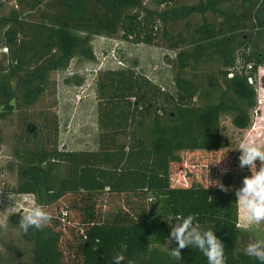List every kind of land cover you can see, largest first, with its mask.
I'll return each instance as SVG.
<instances>
[{"label":"trees","instance_id":"obj_1","mask_svg":"<svg viewBox=\"0 0 264 264\" xmlns=\"http://www.w3.org/2000/svg\"><path fill=\"white\" fill-rule=\"evenodd\" d=\"M149 1L151 6L145 0H15L16 8L0 15V117L37 104L52 71L76 54L91 55L94 35L162 41L176 49L187 45L175 53L182 74H175L173 90L133 68L97 73L95 150L59 148L58 123L53 121L50 137L46 115L33 142L19 137L10 191L33 195L52 217L42 230H29L34 264H113L121 244L127 245L122 264H208L192 247L182 249L180 259L171 255L177 243L169 239V220L189 214L222 241L226 264H260L235 249L240 227L229 173L220 180L228 191L194 182L174 185L169 165L182 150L219 149L225 114L236 128L249 124L248 108L256 101L249 79L264 63V0ZM192 11L201 23L188 31ZM180 19L182 30L169 31L170 22ZM209 54L221 62L217 79L209 82L218 98L197 103L200 83L186 76L185 67L192 69Z\"/></svg>","mask_w":264,"mask_h":264},{"label":"rangeland","instance_id":"obj_2","mask_svg":"<svg viewBox=\"0 0 264 264\" xmlns=\"http://www.w3.org/2000/svg\"><path fill=\"white\" fill-rule=\"evenodd\" d=\"M195 1L185 0L189 4ZM145 4L151 6L149 0H145ZM12 8H16L15 0H0V15L7 14ZM205 16L211 17L209 12H205ZM187 19L189 20L188 31L201 23V16L197 12H190ZM182 26L183 20L180 19L174 24L170 22L168 30L176 32L182 30ZM241 31H238L239 34ZM88 45L90 56L76 54L65 68L49 74L48 85L37 104L0 117V264H34L33 241L29 238V233L27 235L22 233L19 226V221L24 215L23 209L35 203L34 196L10 191L16 183L13 147L19 143V137L26 136L33 142L34 134H42L40 123L43 121L40 116L46 115L51 121L45 133L50 137H54L55 133L53 121L56 119L58 123L59 148L95 150L98 135L96 123L98 99L95 91L97 73L104 69L133 68L141 77L143 75L149 78L162 89L173 90L175 74L177 72L182 74L180 70L178 71L175 53L179 49L187 48V45L177 49L169 48L162 41L152 44L133 43L119 36L103 35L92 36ZM235 53L237 54L236 64L240 66L239 52ZM220 66V60L216 59L214 54H209L192 69L189 66L185 67L186 76L196 78L200 83L197 103H203L206 100L215 101L218 98L219 91L209 82L217 79L218 74L215 71ZM256 71L252 78L256 101L254 106L248 108L249 124L243 128H236L232 125L229 115L222 116L219 149L180 151L179 161L171 162L169 165L171 184L187 186L194 182L207 186L208 179L221 183V177L229 173L236 190L242 187L243 178L250 176L251 172L247 166L243 169L239 167L238 157L241 152L236 148L242 141L250 138L264 141V83L262 80L264 63L258 66ZM28 124L30 126L26 129ZM224 155L225 158L218 165L209 164L217 162ZM256 164L258 170L259 161ZM224 169L228 171L224 172ZM63 205L60 203L59 207ZM57 211L59 213L60 209ZM49 212H55L54 208L49 207ZM77 216L73 213L69 215V220L74 223ZM237 223L240 234L235 241L236 251L244 252L245 244L251 239H264V223L246 225L240 218L239 204ZM160 248H166V246L161 245Z\"/></svg>","mask_w":264,"mask_h":264},{"label":"clouds","instance_id":"obj_3","mask_svg":"<svg viewBox=\"0 0 264 264\" xmlns=\"http://www.w3.org/2000/svg\"><path fill=\"white\" fill-rule=\"evenodd\" d=\"M236 149L241 152L238 157L239 167L243 169L247 166L251 172L250 176L243 178L242 187L235 191L236 201L240 208V218L248 226L252 224L259 225L264 223V141L250 138L242 141ZM225 155L217 162L209 164L218 165L225 158ZM257 161H259L258 170ZM223 171L227 172L228 169ZM208 182V187L213 185L223 191L229 190L224 188L217 180L208 179ZM23 211L24 215L19 221V226L25 235L29 233L30 229L42 230L51 222V214L46 212L39 204L33 203L31 207L24 208ZM173 218L176 220L174 225L171 223ZM194 219L195 216L189 214L186 217L176 215L169 220L171 228L169 239L177 243L171 255L180 259L181 250L192 247L203 253L208 264H226L225 247L222 241L214 234L212 228H201L198 224H194ZM120 247L122 251L114 254L113 264H122L125 259L123 251L126 250L127 245L121 244ZM243 251L246 255L258 260L260 264H264V239L249 240ZM128 264H134V262L129 261Z\"/></svg>","mask_w":264,"mask_h":264},{"label":"built area","instance_id":"obj_4","mask_svg":"<svg viewBox=\"0 0 264 264\" xmlns=\"http://www.w3.org/2000/svg\"><path fill=\"white\" fill-rule=\"evenodd\" d=\"M249 81H252V78H251V79H249Z\"/></svg>","mask_w":264,"mask_h":264}]
</instances>
